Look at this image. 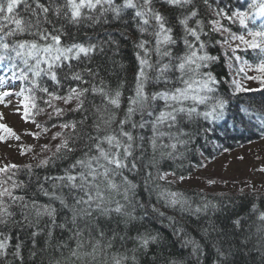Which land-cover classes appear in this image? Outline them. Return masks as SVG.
Returning a JSON list of instances; mask_svg holds the SVG:
<instances>
[{
	"label": "snow or ice",
	"instance_id": "snow-or-ice-1",
	"mask_svg": "<svg viewBox=\"0 0 264 264\" xmlns=\"http://www.w3.org/2000/svg\"><path fill=\"white\" fill-rule=\"evenodd\" d=\"M125 41L134 50L130 80L120 58ZM214 46L235 70L230 94L212 70L220 60ZM249 92L264 93V0H0V105L35 125L25 133L34 140L50 130L37 123L40 114L58 118L51 127L60 129L51 137L59 143L41 145L35 165L57 173L0 165V264H136L159 234L137 228L131 255L106 261V250L125 238L113 221L130 228L155 217L174 226L156 204L197 215L217 209L211 202L193 208L183 192L163 186L190 177L161 165L182 162L230 121L233 129L258 124L264 138V101L232 110V99ZM69 113L79 115L64 119ZM10 139L20 136L0 123V143ZM19 149L22 156L33 150ZM133 176L156 193L155 204L136 199L141 185ZM252 211L264 253V211ZM231 223L243 233L242 219ZM182 243L199 264L201 244L186 234ZM216 253L217 264H228L229 250L220 244Z\"/></svg>",
	"mask_w": 264,
	"mask_h": 264
},
{
	"label": "trees",
	"instance_id": "trees-1",
	"mask_svg": "<svg viewBox=\"0 0 264 264\" xmlns=\"http://www.w3.org/2000/svg\"><path fill=\"white\" fill-rule=\"evenodd\" d=\"M245 3L246 0H233L234 5H243ZM234 30H236L235 27ZM133 51L131 43L125 41L121 48L120 58L126 66L129 80L132 77L134 67ZM212 53L220 57L219 62L213 65L212 70L221 81L222 93L227 91L230 94V62L225 57L222 49L218 46L213 47ZM246 58L250 62L255 61V55L253 53H248ZM262 101H264V93H243L240 94L238 98L232 99V110L236 111L237 106L246 107L252 105V107L256 108ZM78 115L79 114L69 113L64 119L78 117ZM259 138H261V135L258 124L249 129L243 127L233 129L230 121L228 129H218L210 141L205 142L204 140H200L196 144L195 152L189 153L187 158L182 162L165 161L162 163L161 167L163 170L176 171L178 175L183 174L186 176L200 166L202 158L211 157L214 151L219 148L233 149ZM54 148L52 149L54 150ZM201 153H203V155H201ZM42 158L43 157L40 159ZM39 160L32 165L34 170L40 173L41 176H43L45 172L51 174L57 173V168H35ZM132 178L141 185L137 190L136 199L145 203L155 204L157 199L156 193H150L144 188L143 177L133 176ZM169 180H171V178ZM161 183L170 190L183 192L186 198L192 203L193 208L205 202H211V204L217 205V209L213 210L210 208L207 213L202 212L197 215L191 212L181 213L171 208H164L161 204H156V207L164 212L165 216H170L175 220L176 223L174 226H169V221L167 219L155 217H150L148 220L144 221L142 225L137 224L130 228H124L123 225L117 228L115 221H113L111 228L116 229L117 232L125 238L122 240L116 239L113 242L112 248L106 250L103 257L104 260L109 261L108 257L119 256L121 254L131 255V250L136 247V229L139 228V230L143 232L144 229L147 228L154 234H159L160 243L151 245L147 251L137 252L136 264H173V262H175V264H197L196 258L190 254V248L184 246L182 243L185 234L186 237L195 239L202 246L199 264H217L216 246L220 244H222L226 250H229L230 254L227 257L228 264H264V253L258 250L259 242L255 234L256 225L259 224V221L256 219V214L252 211L253 205L256 206L257 211H264V195L251 192H243V194H241V192H203L200 189L184 188L178 186L176 183ZM28 194L32 195V192L29 191ZM38 198L41 201L45 200L43 196H39ZM237 218L245 222L243 233H240L239 229H236L235 232L233 230L231 222L233 219ZM225 225L227 226L226 232L223 231ZM212 226H215L216 231H211ZM174 228L183 229V233L174 231ZM205 229H209V231L206 233ZM246 235L250 236L251 240L247 242L245 246L244 238ZM67 236L68 234H63V239L65 241H67ZM254 245L256 246L254 247ZM56 255L58 256L59 253H56ZM98 257V261L102 259L100 256Z\"/></svg>",
	"mask_w": 264,
	"mask_h": 264
},
{
	"label": "rangeland",
	"instance_id": "rangeland-1",
	"mask_svg": "<svg viewBox=\"0 0 264 264\" xmlns=\"http://www.w3.org/2000/svg\"><path fill=\"white\" fill-rule=\"evenodd\" d=\"M222 51L225 52V49H222ZM229 73L230 79L236 74L230 66ZM248 74L253 75L254 73L249 72ZM243 83L251 89L260 87L254 81H244ZM0 111L4 113V119L0 123L6 124L20 136L19 141L10 139L7 143H0V165L4 163H14L21 166L33 164L43 157V154H40L41 145L47 144L49 147L54 148L59 143L58 139H51L52 135L60 130L58 127H51L53 123L57 122L58 118L49 119L46 113L36 116L37 123L49 127L50 130L47 133H42L39 140H34L25 133L27 131H38L35 125L25 123L18 114L4 108L2 105H0ZM49 111L51 110L49 109ZM19 145L32 146L33 150L22 156L20 155ZM33 156H36V159H33ZM201 161L199 167L185 176L190 177V179L186 178L183 182L177 181L175 183L184 188L200 189L203 192H241V189H243V192L264 195V171H260L264 168V138H259L233 149L219 148L214 151L211 157L202 158ZM170 178L172 179V177ZM209 180H214L215 183L209 185ZM108 259L110 261L111 257H108Z\"/></svg>",
	"mask_w": 264,
	"mask_h": 264
}]
</instances>
